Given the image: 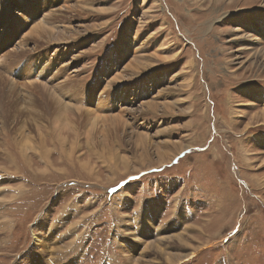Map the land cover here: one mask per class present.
Segmentation results:
<instances>
[{"label": "rangeland", "instance_id": "374dc122", "mask_svg": "<svg viewBox=\"0 0 264 264\" xmlns=\"http://www.w3.org/2000/svg\"><path fill=\"white\" fill-rule=\"evenodd\" d=\"M262 55L264 0H0V264H264Z\"/></svg>", "mask_w": 264, "mask_h": 264}, {"label": "bare ground", "instance_id": "6f19581e", "mask_svg": "<svg viewBox=\"0 0 264 264\" xmlns=\"http://www.w3.org/2000/svg\"><path fill=\"white\" fill-rule=\"evenodd\" d=\"M42 2H44V1H42ZM84 8V7H83ZM82 10V9H81ZM8 11V10H7ZM52 11V10H51ZM42 25H40V27H41ZM44 29V28H43ZM249 48H251V47H249ZM11 53L12 52H7L6 54H5V62H8V61H10V55H11ZM262 57V59H264V55H262L261 56ZM22 59L23 58H19L17 61L20 63L21 61H22ZM4 60V58L2 59V61ZM50 60V59H49ZM54 62V61H53ZM48 65V64H47ZM49 67V66H48ZM1 72H0V79H1ZM7 81V80H6ZM10 81L11 82H13L12 83V87L10 88V90H9V93L10 94H12L13 92H15V90H16V88L18 87V85H17V82H15V81H13V80H11L10 79ZM6 83V82H5ZM8 83H10L9 81H8ZM33 84V83H32ZM26 87V86H25ZM47 91H48V89H47ZM2 92H5V90H2ZM30 92V91H29ZM102 92V91H101ZM33 93V92H32ZM32 93H31V95H32ZM44 93H47L46 92V89L44 90ZM43 93V94H44ZM26 94H28V92H26ZM35 94V93H34ZM30 97V96H29ZM34 97V96H33ZM33 97H30V98H33ZM45 97V96H44ZM41 98V97H40ZM35 99V98H34ZM33 99V100H34ZM31 101V100H30ZM80 102V101H79ZM58 103H60V102H58ZM62 104V103H61ZM150 105H152L153 106V104H150ZM38 106V105H37ZM36 105H35V107H37ZM34 107V106H33ZM40 107V106H39ZM51 107V106H50ZM49 107V108H50ZM73 108H75V109H77V110H80L81 109V107L79 106V105H75V106H72V104H68V105H66V106H63V107H61V106H57V108L55 109V114H57V113H59V112H61V113H65V114H67V115H65L64 116V118L66 119V117L68 116V119L65 121V124L64 125H69L70 124V122H68L69 121V116H70V114H71V109H73ZM38 109V108H37ZM36 110V109H35ZM41 110H42V108H41ZM71 110V111H70ZM38 111V110H37ZM56 111H58L57 113H56ZM40 112V111H39ZM46 112V111H45ZM41 113V112H40ZM60 113V114H61ZM70 113V114H69ZM49 113H47V115H48ZM62 114V115H63ZM41 115H45V114H41ZM52 115V114H51ZM96 115V114H95ZM49 116V115H48ZM48 116H46V117H48ZM39 117H41V116H39ZM54 117V116H53ZM99 116H96V118H98ZM104 118V121L105 120H107V121H112V124H113V121H123V117H124V115L122 114V115H120V114H112V113H109V114H105L104 116H103ZM1 118V117H0ZM2 120V119H1ZM39 121V120H38ZM71 121V120H70ZM61 122V121H60ZM124 123H125V121H123ZM25 123V122H24ZM109 123V122H108ZM126 124V123H125ZM122 125V124H121ZM114 126V125H113ZM119 126V125H118ZM120 127V126H119ZM113 128V127H112ZM122 128V127H121ZM114 129V128H113ZM121 131V130H120ZM123 131V130H122ZM124 132V131H123ZM142 136V135H141ZM120 139V138H119ZM27 142H29V144H30V141H28L27 140ZM29 162V161H28ZM29 165H31L30 164V162H29ZM142 170V169H141ZM179 235V234H178ZM173 238V237H172ZM178 239V238H177ZM38 243V242H37ZM151 244H153V243H151ZM39 245V244H38ZM55 247V246H54ZM171 257L172 256H170V257H167L168 258V260L170 261V262H172L173 264L175 263V264H179V263H181V259L183 258H185L186 256H179L178 258H177V260L176 261H174V260H172L171 259ZM130 262V261H129ZM130 264H135V261L133 260V259H131V262H130Z\"/></svg>", "mask_w": 264, "mask_h": 264}]
</instances>
